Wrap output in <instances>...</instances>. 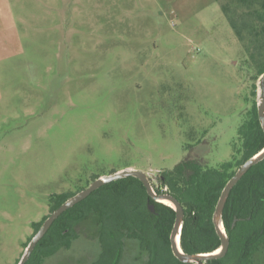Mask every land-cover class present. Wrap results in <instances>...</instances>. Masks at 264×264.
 <instances>
[{"label":"rangeland","instance_id":"1","mask_svg":"<svg viewBox=\"0 0 264 264\" xmlns=\"http://www.w3.org/2000/svg\"><path fill=\"white\" fill-rule=\"evenodd\" d=\"M226 1L0 0V264H17L55 195L232 160L254 98ZM77 233L43 264H92L98 226ZM147 259L129 241L121 264Z\"/></svg>","mask_w":264,"mask_h":264},{"label":"trees","instance_id":"2","mask_svg":"<svg viewBox=\"0 0 264 264\" xmlns=\"http://www.w3.org/2000/svg\"><path fill=\"white\" fill-rule=\"evenodd\" d=\"M225 3L223 11L240 41H245L244 35L249 38L246 64L253 72L251 94L254 101L243 113L231 161L213 168L194 158L185 159L161 174L164 187L185 211L181 247L187 254L212 253L220 249L222 242L213 215L222 191L244 162L264 149V130L256 100L257 81L264 74V0H227ZM73 195L53 196L51 213ZM149 203L154 204L155 213L149 210ZM48 216L32 224L34 234L24 244L25 248ZM88 219H93L98 226L101 247L92 264H121L129 241L136 244L141 255L148 256L145 264H187L179 261L171 249L175 210L150 200L143 183L134 177L96 190L62 214L26 264H43L61 249H71L78 239V225ZM223 223L230 238L229 251L223 258L205 264H258L260 254H264V160L252 167L233 188L224 209Z\"/></svg>","mask_w":264,"mask_h":264},{"label":"water","instance_id":"3","mask_svg":"<svg viewBox=\"0 0 264 264\" xmlns=\"http://www.w3.org/2000/svg\"><path fill=\"white\" fill-rule=\"evenodd\" d=\"M260 86H261V97L259 98L257 107H258V115L260 119L261 126L264 130V74L260 78ZM264 160V149L244 162V164L235 172L234 176L229 180L226 184L225 188L222 191L218 204L216 206L214 215H213V223L215 225L216 231L221 239V247L219 250L212 253H202V254H187L183 251L181 247V233L185 218V211L181 203L171 194H158L155 191L153 182L157 184L160 183V178L163 179L162 175L158 176L152 172L138 171V170H126L123 172L115 173L109 176L100 177L96 179L92 184L88 186V188L76 193L67 201H65L60 207L54 210L49 214L48 218L43 222L40 229L36 232L29 245L25 248V252L20 258L18 264H26L30 259L33 251L35 250L38 243L46 236L54 222L66 211L73 208L77 204L81 203L85 199H87L92 193L96 190L120 179L134 177L139 179L144 187L147 190L150 200H153L157 203H163V201H168L175 212H176V220L175 224L170 236L171 241V249L174 256L181 262L191 264H205L209 261H213L215 259L223 258L229 251L230 248V238L227 235L226 229L223 223V214L226 203L230 197V194L233 188L243 179V177L251 170L252 167L257 165L258 163ZM165 205V204H164ZM149 210L152 213H155L154 204L149 203Z\"/></svg>","mask_w":264,"mask_h":264},{"label":"flooded vegetation","instance_id":"4","mask_svg":"<svg viewBox=\"0 0 264 264\" xmlns=\"http://www.w3.org/2000/svg\"><path fill=\"white\" fill-rule=\"evenodd\" d=\"M154 183V182H153ZM154 185V184H153ZM154 188H155V191L158 190V191H161V193H158V194H165V193H168V188H165L164 185H163V181L162 179L160 178V183L157 184L155 182V185H154ZM157 193V191H156ZM170 194V193H169ZM164 202V201H163ZM168 206V205H167Z\"/></svg>","mask_w":264,"mask_h":264},{"label":"bare ground","instance_id":"5","mask_svg":"<svg viewBox=\"0 0 264 264\" xmlns=\"http://www.w3.org/2000/svg\"><path fill=\"white\" fill-rule=\"evenodd\" d=\"M163 203H164L165 205L172 206V205L170 204V202H168V201H166V200H165Z\"/></svg>","mask_w":264,"mask_h":264}]
</instances>
